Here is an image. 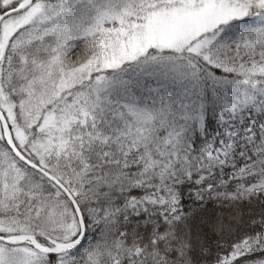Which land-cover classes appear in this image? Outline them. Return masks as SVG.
<instances>
[{"label":"snow or ice","instance_id":"1","mask_svg":"<svg viewBox=\"0 0 264 264\" xmlns=\"http://www.w3.org/2000/svg\"><path fill=\"white\" fill-rule=\"evenodd\" d=\"M0 264H264V0H0Z\"/></svg>","mask_w":264,"mask_h":264}]
</instances>
